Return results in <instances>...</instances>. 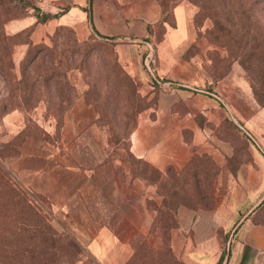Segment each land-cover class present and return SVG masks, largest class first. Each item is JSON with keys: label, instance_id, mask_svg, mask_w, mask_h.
I'll list each match as a JSON object with an SVG mask.
<instances>
[{"label": "crops", "instance_id": "crops-1", "mask_svg": "<svg viewBox=\"0 0 264 264\" xmlns=\"http://www.w3.org/2000/svg\"><path fill=\"white\" fill-rule=\"evenodd\" d=\"M34 2L37 11L7 22L11 34L30 29L28 39L19 44L21 58L31 42L49 41L59 25L73 27L81 39L96 33L114 42L120 62L151 100L131 130L127 150L111 152L116 146L104 143V135L93 121V106L78 99L67 113L66 141L52 144L28 136L21 143V154L14 158L21 181L64 218L77 241L100 264H127L135 251V238L151 231L157 214L150 176L155 170L163 174L170 168L181 171L193 158L205 154L222 168L215 183L264 185V175L249 163L234 175L226 164L233 145L216 132V126L231 117L258 143L254 137L264 134L258 123L264 127V112L249 119L242 112L244 105L257 108L258 103L239 70L215 79L201 54L190 52L198 33L193 22L195 9L189 3L174 2L168 18L163 0ZM44 14L49 16L40 20ZM158 26L163 34L156 42L155 74L170 80L171 85L153 89L142 51L152 45ZM17 117L16 112L8 113L5 123L12 128ZM255 153L258 156V150ZM260 155L264 169V154ZM234 192L220 193L225 198L215 204V210L179 208V215L194 217L198 242L195 246L184 240L195 248L181 257L184 263L218 264L224 256L221 264H264V220L259 219L264 207L256 209L262 199L253 207L250 192L242 198ZM238 220L243 223L230 234L221 255L216 229L224 226L225 232L231 231Z\"/></svg>", "mask_w": 264, "mask_h": 264}, {"label": "rangeland", "instance_id": "rangeland-1", "mask_svg": "<svg viewBox=\"0 0 264 264\" xmlns=\"http://www.w3.org/2000/svg\"><path fill=\"white\" fill-rule=\"evenodd\" d=\"M176 1L178 0H163L168 18ZM185 1L195 9L193 22L198 33L190 52L201 54L203 64L210 69L215 79L239 70L249 81L251 95L258 103L257 108L252 104L244 105L245 110L242 112L247 119L252 118L255 113L264 112V102L257 97L254 89V85H257L255 75L248 70L241 57L244 47L251 44H257L259 52L264 50L262 2L256 0L255 4L250 6L251 0ZM34 11H37L34 0H0V104L6 101H21L20 94L11 96L10 93L13 85L23 76L21 62L24 56L21 58L18 50L21 40H25L30 31L27 29L11 34L7 30V22ZM156 32L157 35L151 41L154 49L163 29L158 26ZM253 35L257 39L253 38ZM38 43L44 47L34 63L28 66L25 74L27 83L34 82L35 85L37 97L32 100L35 105L29 108L14 107L0 115V163L9 172L12 180L36 204L41 214L38 226L34 228L28 225L27 229L21 219V264H100L77 241L64 218L59 217L47 201H40L29 186L21 181V174L13 163L14 158L21 154V143H24L28 136H35L52 144H60L62 139L66 141L69 138L64 133L67 113L78 99H84L93 106V121L101 129L104 143L116 146L110 149L111 152L127 150L130 132L140 112L150 105L151 100L126 73L113 41L96 33L81 39L73 27L63 25L57 26L49 41ZM38 43L34 44L39 45ZM49 51L54 53L53 66L59 68L61 75L44 79L42 75L36 76L35 68L39 65V71L42 72L51 64ZM6 71L11 72L10 81V76L4 74ZM59 88L62 89L61 93ZM234 91L236 92V89ZM19 92L21 93V90ZM11 112L18 115L12 128L4 120ZM247 122L249 123V120ZM258 123L264 132L261 121ZM216 127L219 138L233 145V153L227 155L226 164L234 175L240 174L242 166L247 163L254 165L259 174L264 175L260 155L264 154V134L254 137L257 143L237 120L231 117ZM221 169L215 159L204 154L193 158L181 171L170 168L167 174L155 170L150 175L155 184L154 208L157 214L145 239L150 247L141 249L139 262L132 259L133 264H178V260L182 261L184 253L193 247L187 246L184 240L197 246L194 217L188 213L179 215L182 205L195 210H215V204H221L225 198V195L221 198L220 193L229 190L235 191V196L239 198L250 192L253 199L250 206L254 207L253 204L262 199L256 209L264 207V185L217 184L215 178ZM259 219L264 220V215ZM240 222L241 220H238L234 223L231 228L233 231L225 232L224 226L217 227L216 232L221 241V248L218 250H222L221 255L227 249L230 234L235 233L243 223ZM6 225L4 219L0 218V236L5 233ZM35 229L37 235L30 243L28 233ZM3 259L6 264L12 263L10 256H4ZM182 263L186 264L183 261Z\"/></svg>", "mask_w": 264, "mask_h": 264}, {"label": "trees", "instance_id": "trees-1", "mask_svg": "<svg viewBox=\"0 0 264 264\" xmlns=\"http://www.w3.org/2000/svg\"><path fill=\"white\" fill-rule=\"evenodd\" d=\"M255 1L256 0H251L249 2V5L252 6L253 4H255ZM260 2H262L264 7V0H260ZM47 16H49V14H44L43 16H39V19L44 20ZM262 29V34H264L263 26ZM253 38L257 39L255 35H253ZM38 44L39 45L34 44L32 42L30 43L29 48L27 49L26 54L24 55L23 60L21 62L23 76L21 77L19 82H16L15 85H13L12 92L10 93L11 96H17L20 94L21 101L18 103H13L12 101L2 102L0 104V115L3 112H6L8 109L14 107L21 106V108H29L35 105V102L32 101L34 97H37V94L35 93V85L34 82L33 84L27 83V81L25 80V74L28 69V66L34 63L39 52L44 47L41 43ZM256 46L257 44H251L248 47H244V52L241 53V57L243 63H246L248 70L253 73V76L255 75L257 85H254V89L257 97L264 102V50H260L259 52L257 50L258 46ZM54 56V53L49 51V61L51 62V64H49L45 69H43L42 72L39 71L40 66H36V76L42 75L44 79H50L54 76L61 75L59 73V68L53 66ZM126 73L131 78H133L127 71ZM4 74L10 76L11 72L6 71ZM8 79L10 81L11 76ZM19 90H21V93L19 92ZM61 91L62 89L59 88V93H61ZM40 215V211L38 210L36 204L28 197V195H26V192L22 190L21 187L18 186L14 180H12L9 172L0 163V218H3L4 221L7 223L5 233L0 236V264H6L4 263V256L11 257L10 261L12 263L10 264H21V219L22 222L25 223V226H27V229H29L28 225L34 228L38 226ZM30 231L31 232L28 233V238L30 239L31 243L32 239L35 238L37 235V229ZM145 239L146 236L142 234L135 238V251L127 264H133L134 262L132 261V259H136V262L138 263L141 255V249L145 247H150V245L147 244ZM223 257L219 260L218 264L222 263ZM177 263L183 264L180 260H178Z\"/></svg>", "mask_w": 264, "mask_h": 264}, {"label": "built area", "instance_id": "built-area-1", "mask_svg": "<svg viewBox=\"0 0 264 264\" xmlns=\"http://www.w3.org/2000/svg\"><path fill=\"white\" fill-rule=\"evenodd\" d=\"M156 59L157 55L152 45L142 51L143 67L147 73L148 83L153 89H156L157 87L163 88L165 86L171 85L170 80L161 79L155 74ZM224 264L228 263L225 262Z\"/></svg>", "mask_w": 264, "mask_h": 264}]
</instances>
